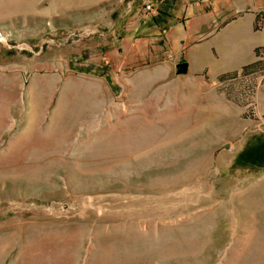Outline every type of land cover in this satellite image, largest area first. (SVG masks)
Masks as SVG:
<instances>
[{
  "label": "rangeland",
  "instance_id": "1",
  "mask_svg": "<svg viewBox=\"0 0 264 264\" xmlns=\"http://www.w3.org/2000/svg\"><path fill=\"white\" fill-rule=\"evenodd\" d=\"M137 1L0 0V264H264V48L124 56Z\"/></svg>",
  "mask_w": 264,
  "mask_h": 264
},
{
  "label": "crops",
  "instance_id": "2",
  "mask_svg": "<svg viewBox=\"0 0 264 264\" xmlns=\"http://www.w3.org/2000/svg\"><path fill=\"white\" fill-rule=\"evenodd\" d=\"M155 12L143 18V4H128L118 51L162 60L180 76L221 80L248 67L264 48V0H153ZM177 72V70H176ZM178 74V73H177Z\"/></svg>",
  "mask_w": 264,
  "mask_h": 264
},
{
  "label": "built area",
  "instance_id": "3",
  "mask_svg": "<svg viewBox=\"0 0 264 264\" xmlns=\"http://www.w3.org/2000/svg\"><path fill=\"white\" fill-rule=\"evenodd\" d=\"M155 12L153 0H144L141 15L145 18L152 16Z\"/></svg>",
  "mask_w": 264,
  "mask_h": 264
},
{
  "label": "water",
  "instance_id": "4",
  "mask_svg": "<svg viewBox=\"0 0 264 264\" xmlns=\"http://www.w3.org/2000/svg\"><path fill=\"white\" fill-rule=\"evenodd\" d=\"M189 64L187 61H183L177 64V72L179 74H185L188 72Z\"/></svg>",
  "mask_w": 264,
  "mask_h": 264
},
{
  "label": "trees",
  "instance_id": "5",
  "mask_svg": "<svg viewBox=\"0 0 264 264\" xmlns=\"http://www.w3.org/2000/svg\"><path fill=\"white\" fill-rule=\"evenodd\" d=\"M258 51V50H257ZM260 51V50H259Z\"/></svg>",
  "mask_w": 264,
  "mask_h": 264
}]
</instances>
